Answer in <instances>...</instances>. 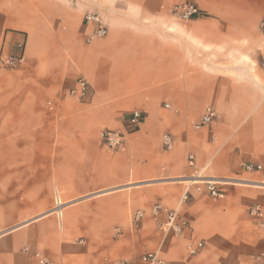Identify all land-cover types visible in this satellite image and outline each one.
Returning a JSON list of instances; mask_svg holds the SVG:
<instances>
[{
  "label": "crops",
  "instance_id": "0c3cea01",
  "mask_svg": "<svg viewBox=\"0 0 264 264\" xmlns=\"http://www.w3.org/2000/svg\"><path fill=\"white\" fill-rule=\"evenodd\" d=\"M184 1L203 16L180 21ZM88 12L104 38L86 42ZM79 77L83 100L68 95ZM206 107L216 120L196 130ZM135 111L106 151L101 132ZM189 154L218 198L186 184ZM245 164L264 167V0H0V264H262L247 211L264 208V177ZM167 211L184 239L159 228Z\"/></svg>",
  "mask_w": 264,
  "mask_h": 264
},
{
  "label": "built area",
  "instance_id": "2783aa9c",
  "mask_svg": "<svg viewBox=\"0 0 264 264\" xmlns=\"http://www.w3.org/2000/svg\"><path fill=\"white\" fill-rule=\"evenodd\" d=\"M173 14L183 22L192 21L197 18L203 16L202 12L198 9V7L189 1L181 2L173 7ZM83 22L86 26L92 27L90 32L86 36V42H90L94 39L104 38L107 35V29L102 24L101 19L99 16L94 12L85 13L83 16ZM7 66H14L15 61L13 59H8L4 62ZM90 91V85L88 81L83 78L79 77L76 80L75 86L68 92V95L79 100H83L88 96ZM48 109L52 111L54 106L51 103H48ZM167 107V106H166ZM142 114L140 112H133L130 117L127 119L125 124V131L124 132H117L111 130H103L100 134V143L102 147L108 152H117L120 150L123 142L126 139V136L136 131L141 122H142ZM216 120V113L215 111L210 108L206 107L203 114L201 115L199 121L194 125L196 130H199L213 121ZM162 142L164 149L169 150L172 147V139L168 135H164L162 137ZM186 165L188 168L192 170L193 176L190 179H187L186 184L188 186H194L195 191L197 193H205L208 197L211 198H218L220 196V191L218 189V182L208 181L202 178L199 175V170L196 168L195 165V157L192 154L187 155L186 157ZM243 171L247 173H259L264 177V167L257 164H245L242 166ZM187 197V189L183 195L182 200H185ZM162 212V209L158 205H154L151 208V216L153 219H156L157 216ZM166 217V223L162 227L159 228L162 231H169L172 232L176 237L180 239L185 238V232L182 226L177 222V215L174 211H167L164 212ZM248 216L254 220L255 225L264 231V208L259 205H253L248 208L247 211ZM143 218V213L141 211H137L132 215L131 224L133 227L137 228L139 223ZM202 244L199 243L196 245V248L189 246V253L195 254L197 248H201ZM35 257L38 261V264H50L49 261L41 256L40 254H35ZM264 264V254L259 258ZM142 264H163V262L157 257L156 254L150 253L146 254L141 258ZM124 264V263H119Z\"/></svg>",
  "mask_w": 264,
  "mask_h": 264
},
{
  "label": "rangeland",
  "instance_id": "374dc122",
  "mask_svg": "<svg viewBox=\"0 0 264 264\" xmlns=\"http://www.w3.org/2000/svg\"><path fill=\"white\" fill-rule=\"evenodd\" d=\"M10 192H11V191H8V196H9ZM11 194H13V191L11 192Z\"/></svg>",
  "mask_w": 264,
  "mask_h": 264
}]
</instances>
